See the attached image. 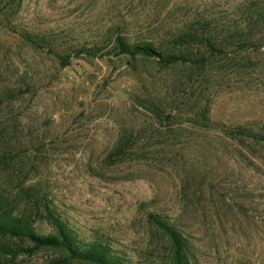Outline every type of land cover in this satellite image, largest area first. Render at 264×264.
Wrapping results in <instances>:
<instances>
[{
  "label": "rangeland",
  "instance_id": "obj_1",
  "mask_svg": "<svg viewBox=\"0 0 264 264\" xmlns=\"http://www.w3.org/2000/svg\"><path fill=\"white\" fill-rule=\"evenodd\" d=\"M261 19L264 0H0V191L36 188L81 239L134 263L168 254L153 214L195 264H264V144L234 134L264 133ZM194 33L213 49L179 41ZM117 35L186 62L118 55ZM63 257L0 249V264Z\"/></svg>",
  "mask_w": 264,
  "mask_h": 264
},
{
  "label": "trees",
  "instance_id": "obj_2",
  "mask_svg": "<svg viewBox=\"0 0 264 264\" xmlns=\"http://www.w3.org/2000/svg\"><path fill=\"white\" fill-rule=\"evenodd\" d=\"M264 27V19H261ZM200 34H183L179 41L205 42L210 49L214 43L210 37L202 39ZM117 54L129 59L145 58L160 65H170L183 61V55L171 49H164L151 41L129 40L117 35L115 37ZM237 136L253 139L264 144V133L239 127ZM129 142L120 139L114 147V154H124ZM111 152V155H113ZM42 218L50 227L48 233L36 229L38 218ZM149 222L160 230L168 243L166 259L149 263H134L119 251L99 241H85L50 207L45 196L32 186L21 188L14 197L0 191V249L13 256L17 253L33 254L42 248L62 250L65 257L52 264H62L66 260L83 261L90 264H195L189 241L173 224L157 215L150 214Z\"/></svg>",
  "mask_w": 264,
  "mask_h": 264
}]
</instances>
